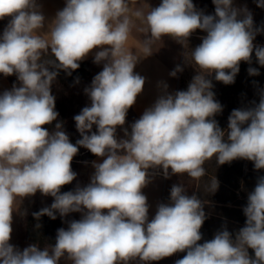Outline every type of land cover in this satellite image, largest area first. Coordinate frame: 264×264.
Returning a JSON list of instances; mask_svg holds the SVG:
<instances>
[{
  "label": "clouds",
  "instance_id": "obj_1",
  "mask_svg": "<svg viewBox=\"0 0 264 264\" xmlns=\"http://www.w3.org/2000/svg\"><path fill=\"white\" fill-rule=\"evenodd\" d=\"M131 2L65 0L46 24L37 0H0V20L9 18L0 34V74L19 81L0 93V264H60L61 259L69 264H151L177 253L186 254L175 264H264V177L248 193L245 226L235 237L224 228L203 243L207 216L197 195L175 184L169 201L158 203L149 219L143 192L151 182L149 170L160 169L165 178L200 180L213 158L218 165L243 159L257 171L264 169V94L258 104L232 110L222 130L215 116L223 106L208 78L214 74L216 81L234 83L240 63L251 64L253 52L264 67V46L253 43L264 29L256 28L252 14L236 8L234 0H213L214 15L197 10L193 0H162L146 13L134 12L147 25L137 53L126 47ZM256 2L264 7V0ZM198 29L206 36L188 53L197 74L187 89L169 93L163 84L154 104L130 131L124 128L145 85V77L134 71L140 58L151 55L163 37L186 44ZM93 50V62L103 63V69L84 89L90 105L73 117L81 137L73 144L58 121L51 87L59 71L71 75ZM182 71L177 65L169 75ZM248 73L259 75L253 67ZM53 122L54 130L44 127ZM80 147L102 162H92L86 186L61 192L77 177L71 164ZM218 187L214 177L206 190L215 193ZM37 192L54 199L33 213L35 219L71 213L81 218L59 228L54 245L20 250L10 243L13 215L24 198Z\"/></svg>",
  "mask_w": 264,
  "mask_h": 264
},
{
  "label": "rangeland",
  "instance_id": "obj_2",
  "mask_svg": "<svg viewBox=\"0 0 264 264\" xmlns=\"http://www.w3.org/2000/svg\"><path fill=\"white\" fill-rule=\"evenodd\" d=\"M161 2H162V0H132L131 6H130L131 10L129 12V16L132 20L131 30L136 35H138V37H140L142 40H144L147 36V33H146L147 25L142 20L136 18L134 16V12L138 8H140V9H143L144 12L146 13L148 11V6L150 8H154V7H157ZM193 3L196 6L197 10H201L205 14L214 15L215 5L213 4V0H193ZM234 6L238 9L247 8V10L252 14L254 26L258 29H264V7H258L256 0H234ZM8 22H6L2 26V28L0 30V34H2L3 29L6 27ZM202 32L203 31H201L199 29L196 30L189 37L186 44H181V43L177 42L176 40L169 38V37H163L160 42H157L153 45L154 48H156L158 51H160L162 53H167L166 52L168 50L167 48L170 45L169 47H171V51H169V52L171 53V55L173 57L175 65L176 66L179 65L183 68V71L179 72L178 76H177V91L178 90H186L188 87V84L192 81L193 77L197 74V69L190 62V55H188V53H190L192 50L195 49L196 46H198L200 44L198 36H200V38L206 36V33L203 32L205 34H202ZM254 40H257V41H253V43L257 44L258 46H260V45L263 46L264 43L259 42V41H264V31L258 32L257 35L255 36ZM253 53L255 55V52H253ZM249 67H253V68L258 69L259 75L254 76V78H257L258 81H260L261 78H264V68L258 64L257 60H256V62L251 61V64H249L247 62L244 63L242 61L240 63V70L235 77V80H237V81L239 80V81L236 82L235 85L234 84H231L229 86L226 85V88H221V84H220L221 82H219V81L216 82L217 83L216 86L219 87L221 89L220 92L223 93V98H224L223 101L225 102L224 103L225 109L223 112L225 114H228V116H229V114H231V111H229V109L231 107L230 104H233V103L236 104L237 103L238 106H239V104H243L242 108H248V107L252 106L254 99H256V95L258 94V90L253 91L250 84L245 83L246 79L250 78V76H252V75H249V73H248ZM102 69H103V63H101V64L94 63L90 73L86 77H84L85 80H83L82 82H77V83L75 82L72 85V87L69 90V92H70L69 98H70V100H73L72 102L74 103V105H73L74 107L72 109L73 111H76L78 109L81 111L83 107L90 105V100H89L88 96L85 94L84 89L86 87L90 86L93 77L96 74H98ZM11 76L14 78V80H17V77L15 75H11ZM208 78L212 80V76H209ZM262 86L264 87V82H263ZM263 92L264 91H262V93ZM246 97H248V100L244 103V101H245L244 99ZM76 100L82 102L83 106H81ZM226 110H228L229 112L227 113ZM126 118L129 121H126V124L123 126L124 128H127L128 125H131L134 122V118L133 117L131 118L130 110L128 111ZM227 126L228 125H226L223 128V130H227ZM70 128L71 129L73 128L75 130V136L72 137V139H71V142L73 144H75V142L78 139H80L81 137L78 138V136H80V134L76 130L75 124L71 123ZM93 129H94V131L96 130L95 126L93 127ZM117 136L120 138L124 137V132H123L122 128L117 129ZM82 149H83V147L79 148L78 154L75 157H83L84 156V155H81ZM239 160H240V167L242 168V170L248 169V168L253 166V162H251V161L243 160V159H239ZM82 161H84V160L78 159L77 162L72 161L71 167H72V170L77 173V177L71 184L64 186L65 190L68 187H70L72 190H74L77 185L82 187V182H83V179H84L85 174H86V169H85V166L83 165L85 163H83ZM227 168H229V166ZM221 169H222V167H219V166L218 167H212V172H215L217 175H221L222 179H226L225 182H227L229 180L230 183L232 185H234L235 184V181H234L235 180V174L233 173V171L231 169H229V170L228 169L227 170H221ZM260 172H263V171H260ZM232 174L234 176V179L232 178ZM203 181L204 180L202 178L200 180H193V179L189 178L187 175H181V176L170 175V177L166 178V182H165V186H164L165 203H167L169 201L170 189L175 184H183L186 188L187 194L190 196L195 194L199 198L200 195H202V196L207 195L208 196L209 194H211L212 196H214L217 199L228 201V200H232L238 194L239 195V197H238L239 201L247 202L248 196L246 198H243L242 187L241 188L239 187L237 193H229V191H228L229 188H227L226 186H224L222 184L218 187V189L215 193H208L206 190L207 186L206 187L204 186ZM53 199L54 198L51 196H43L42 194L37 192L34 196L26 197L22 200V207H23V209H25L23 212L28 211V216H29V214L33 210H35L36 208L50 206L51 203L53 202ZM228 208L232 209V207H226V206H222V205L218 207V205L205 203L204 211L206 213L207 218H206V220H205V222L201 228L202 240L200 241V243H203L207 240H211L214 237V234L216 232H218L224 228H227V230L229 232L231 231L233 234L238 231V230H236V232H235V227L232 226L231 219H229V216L233 217V216H236V214L240 215L241 212H243V211L235 212V211L228 209ZM206 209H214L218 212H221L220 215H222L223 217H220V219L222 218L223 220H226L227 222H221L220 223L217 220L219 217H215V215L212 212L211 213L207 212ZM79 216H80V213H71L67 217L61 218L59 216V214H57V218H56L57 225L52 227L54 229V232H55V237H54L53 241L51 243H49L48 245H54L55 244L56 234H57V230L59 228L63 227L66 229L68 226L67 222L71 221L73 219L78 220V219H80ZM27 217H26V219H27ZM26 219L22 220V222L20 224L18 240L14 244L15 247L20 249V250H23L24 248L33 244V243H31V241L28 240L27 234L25 231ZM47 222L50 226H52L53 219L48 218ZM231 226H232L233 230L230 229ZM238 228H239V226H238ZM240 228H242L241 225H240ZM43 248H41V250ZM249 250H250L249 255L254 257V252L251 249H249ZM185 254L186 253H177L171 257L164 258L160 261H154V264H175V261L177 259H181ZM60 264H69V262L65 259H61Z\"/></svg>",
  "mask_w": 264,
  "mask_h": 264
},
{
  "label": "crops",
  "instance_id": "obj_3",
  "mask_svg": "<svg viewBox=\"0 0 264 264\" xmlns=\"http://www.w3.org/2000/svg\"><path fill=\"white\" fill-rule=\"evenodd\" d=\"M37 2L41 5V10L46 17V24L55 17V14L58 10H61L65 6V0H37ZM142 42L143 40L131 30L128 41L126 43V47L131 51L139 53V50L142 47ZM169 46L167 48L168 50L166 49L167 53H162L153 47V53L147 57H141L134 69L136 73L145 77V85L143 91L140 95H138L136 103L133 106V110L135 111L138 117L142 115L145 109L152 106L156 101V99L162 94L163 84H167L168 86L167 91L169 93H174L175 91H177L178 73L176 77H172L169 75V73L176 68L173 57L169 52L171 51V47ZM95 51L96 50H93V52L90 53L87 56V58L94 57ZM11 88L12 85L10 83V80L7 77L0 75V93H2L4 90H10ZM102 159L103 158H99L95 156L91 160L82 161L83 163H85L83 165L85 166L86 169V174L82 182V187L90 183V177L94 172L92 162L93 161L102 162ZM212 167L214 166L209 165V168H207L209 170L207 173L208 177L202 178L204 180L203 181L204 186L206 187L215 177L219 182V186L223 184L224 186L229 188L228 189L229 193H237L239 187H233L228 179H227L228 181L225 182L226 179H222L221 175H217L215 172H212ZM149 171L152 174L151 182L148 184L147 187L143 189V192L148 198V203L150 205L149 219H151L155 214L157 204L161 202L165 203L164 186H165L166 178L164 177L163 172L160 169L149 170ZM238 197L239 195L237 194L232 200H228V201L217 199L211 194H209L208 196L200 195L199 198L202 199L204 203L218 205V207L221 205L226 207H232V209L231 208L228 209L235 211L234 209H243L247 205V202L245 201H238ZM246 197L247 195L243 194V198ZM24 210L25 209H23L21 202L18 205V211L13 215V223H12L13 231L11 233V240H10V243L12 245H14L18 240L19 228L22 220L26 219V217L28 216V211L23 212ZM206 211L210 213L212 212L215 215V217H219L218 219H220V217H223L222 215H220L221 212H218L214 209H206ZM79 218H81V214ZM233 221L234 223L236 222L235 219ZM248 251L250 254V250ZM132 264H139V261L138 260L134 261L132 262ZM151 264H154V262H151Z\"/></svg>",
  "mask_w": 264,
  "mask_h": 264
},
{
  "label": "trees",
  "instance_id": "obj_4",
  "mask_svg": "<svg viewBox=\"0 0 264 264\" xmlns=\"http://www.w3.org/2000/svg\"><path fill=\"white\" fill-rule=\"evenodd\" d=\"M9 21V18H5L3 20H0V30L2 28V26ZM201 33V32H200ZM202 34H205L202 32ZM199 38V42H202V37L200 38V36H198ZM257 41V40H254ZM264 43V41H259ZM254 45L258 46L257 44L254 43ZM262 46V45H260ZM264 46V45H263ZM94 57L91 58H87L84 59L80 62V67L75 70L72 71L71 75H68L66 72H64L63 70L59 71L58 76L56 77L55 81L52 84L51 87V92L52 94L55 96L56 100H55V105H56V111H58L59 113V117H58V121L62 122L63 124V130L69 135L70 141L72 139V137L75 136V130L72 128H70L71 123L75 124V121L73 119V117L77 114L80 113V110H76L73 111V105L74 103L72 102L73 100H70L69 98V90L72 87V85L76 82H82L83 80H85L84 77H86L91 69L92 66L94 64L93 62ZM257 58H255L254 53L252 54V59L251 61L256 62ZM245 63V62H244ZM264 68V67H263ZM2 75V74H0ZM3 76V75H2ZM10 80L11 85L13 86L14 84H16L17 86H19V81L18 80H14V78L12 76H8L7 77ZM239 81V80H238ZM237 80H235L234 84L236 82H238ZM217 81L214 78V74L212 75V83H213V89L212 91L215 93V99L217 101L220 102V104L223 106V111H224V98H223V93L220 92V88L216 86ZM264 82V78H261L260 81L257 80V78H254V76H250V78H247L245 83L250 84V86L252 87L253 91L254 90H258V94L256 95V99H254L252 106H254V104H258L259 100H260V96L261 94H264V92L262 93V91H264V87L262 86ZM221 84V88H226V85L223 84L222 82ZM231 85V84H230ZM229 86V85H227ZM249 97V96H248ZM248 97H246L244 100V103L248 100ZM81 106H83V103L76 100ZM243 104H239V106L237 105V103H233L230 104V109L229 111L232 112V110L234 109H240L242 108ZM251 106V107H252ZM130 113H131V118H134V121L136 119H138L139 117L137 116V114L135 113V111L133 110V107L129 109ZM221 112L219 114H217L215 116L216 121L218 122L220 128L223 130V128L228 125V114H225L224 112ZM228 110H226V112H229ZM230 115V114H229ZM126 121L127 120L126 118ZM71 122V123H70ZM55 123L53 122L52 125H45L44 127L48 128L49 131L54 130L55 127ZM128 130L130 131V125L127 126ZM94 131V129H93ZM78 138H80V136H78ZM82 154L84 155L83 157H74L73 158V162H77L78 159H82V160H91L93 159V157H95L90 151H88L87 149L83 148L82 150ZM87 156V157H86ZM234 164V165H233ZM209 165H213L214 167L216 166H220L222 167L221 170H229L231 169L233 171V173L235 174V184L232 185L233 187H242V193L248 196V193H250L251 191H253L258 178L260 177H264V169L262 170H255L254 168V164L252 167L242 170V168L240 167V160H234L231 163H226L224 165H218L215 161V158L207 161L204 165L206 172L208 173V169ZM229 166V168H227ZM263 171V172H260ZM205 178H207V174L204 176ZM232 178L234 179V176L232 174ZM231 178V179H232ZM246 185V186H245ZM66 191H72V189L70 187H68L65 190V187L63 186L61 189V192H66ZM239 201V200H238ZM41 208L43 207H39L36 208L35 210H33L29 216L27 217L26 221H25V231L27 234V238L29 241H31V243L33 244H37L39 245L40 248L45 247L46 245H48L49 243H51L55 237V232L54 229L52 228L53 226L57 225L56 219L53 220L52 226H50L47 222V219L49 218L48 216H42L40 217L39 220L35 219L33 216L34 212L39 211ZM236 212H241L243 211V209H234ZM226 215V214H225ZM227 218V217H226ZM229 219H231V224L233 227H235V232L236 230L240 229V225L241 227L245 226V221H246V217L244 215L243 212H241L240 215L236 216H229ZM236 220V222L234 223L233 220ZM220 223L221 222H227L226 220L221 219H217ZM228 220V219H227ZM39 224L40 227L37 228L36 225ZM231 226V230L232 229ZM239 226V228H238ZM51 227V228H50ZM231 232V231H230ZM232 233V232H231ZM233 234V233H232ZM233 237H235V233L233 234Z\"/></svg>",
  "mask_w": 264,
  "mask_h": 264
}]
</instances>
